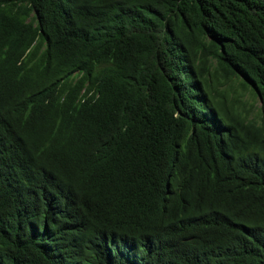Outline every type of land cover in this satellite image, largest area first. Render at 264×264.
Wrapping results in <instances>:
<instances>
[{
  "label": "trees",
  "instance_id": "trees-1",
  "mask_svg": "<svg viewBox=\"0 0 264 264\" xmlns=\"http://www.w3.org/2000/svg\"><path fill=\"white\" fill-rule=\"evenodd\" d=\"M0 264H264V0H0Z\"/></svg>",
  "mask_w": 264,
  "mask_h": 264
},
{
  "label": "rangeland",
  "instance_id": "rangeland-1",
  "mask_svg": "<svg viewBox=\"0 0 264 264\" xmlns=\"http://www.w3.org/2000/svg\"><path fill=\"white\" fill-rule=\"evenodd\" d=\"M216 87H217V89L220 90V91H227L228 94H230V96H231V95H236V94L242 92V93H243V95H242V99H243V100H244L246 97H248L247 92L242 91L241 88L238 87V85H237L236 82H232V81L230 82V81H229L228 83L216 84ZM257 107H258V102H256L255 107H254L255 112H256Z\"/></svg>",
  "mask_w": 264,
  "mask_h": 264
}]
</instances>
